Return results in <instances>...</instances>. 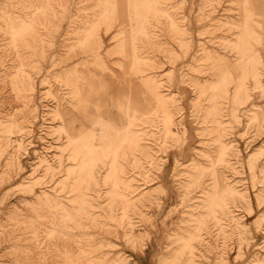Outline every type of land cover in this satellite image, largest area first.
Returning <instances> with one entry per match:
<instances>
[{
    "label": "rangeland",
    "instance_id": "rangeland-1",
    "mask_svg": "<svg viewBox=\"0 0 264 264\" xmlns=\"http://www.w3.org/2000/svg\"><path fill=\"white\" fill-rule=\"evenodd\" d=\"M0 264H264V0H0Z\"/></svg>",
    "mask_w": 264,
    "mask_h": 264
}]
</instances>
